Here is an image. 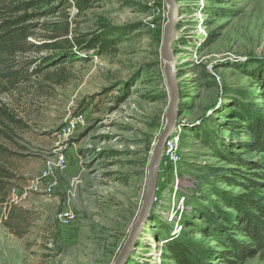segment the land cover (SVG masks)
<instances>
[{
  "label": "rangeland",
  "instance_id": "rangeland-1",
  "mask_svg": "<svg viewBox=\"0 0 264 264\" xmlns=\"http://www.w3.org/2000/svg\"><path fill=\"white\" fill-rule=\"evenodd\" d=\"M75 1L50 0L30 10L36 14L29 44L40 46L52 25L65 24L68 38L105 34L116 43L104 53L73 46L64 50L67 57L32 48L17 60L55 57L9 92L0 85V105L20 122L11 129L0 124L11 137L0 134L11 152L1 159L15 176L9 204L0 202V264H113L138 217L151 152L166 122V1L88 0L80 11ZM176 2L173 133L180 159L158 170L157 201L124 264H174L163 238L214 254L221 247L211 219L228 209L220 195L244 192L239 174L264 173V152L251 146L247 130L250 120L264 119V0ZM79 114L58 169L54 133ZM254 193L264 191L259 186ZM64 210L75 214L67 224L59 220Z\"/></svg>",
  "mask_w": 264,
  "mask_h": 264
},
{
  "label": "trees",
  "instance_id": "trees-1",
  "mask_svg": "<svg viewBox=\"0 0 264 264\" xmlns=\"http://www.w3.org/2000/svg\"><path fill=\"white\" fill-rule=\"evenodd\" d=\"M50 0H28L18 4H13L11 0H0V85L1 92L6 93L12 90L19 82L27 79L31 74L42 71L46 64L53 60V56H43L29 61H18L17 56L27 53L32 48L40 50H59L65 57L64 51L73 46L84 51H97L104 53L113 47L116 41L108 38L105 34H94L89 38L81 39L79 36L68 38V25L50 28L46 35L48 41L32 46L28 38L32 35L35 25L30 24V20L36 12H29ZM78 11L89 5L88 0H76ZM57 55V54H56ZM67 61V60H65ZM33 68L28 71V68ZM264 89V80L262 83ZM19 120L15 119L3 106L0 105V124L4 127L18 126ZM247 130L253 137L251 146L264 152V119L256 118L247 123ZM0 134L8 140L11 137L0 130ZM11 154L7 147L0 143V202L7 200L10 194L11 181L14 179L13 172L4 164L2 155ZM230 154V149H226L224 155ZM250 166V163L240 165ZM251 178L245 174H239L244 187V192L229 197L220 195V199L227 206V210L218 211L217 220L213 222V235L215 236L219 250L213 252L204 250L181 238H163L162 244L173 260L174 264H209L213 259H220L223 264H243L247 259L258 256L264 258V194H255L254 190L261 187L264 191V173L253 174ZM228 181L233 179L229 178ZM9 210L7 218H10ZM220 221V222H218ZM5 223L6 220H5ZM236 234L241 238H237Z\"/></svg>",
  "mask_w": 264,
  "mask_h": 264
},
{
  "label": "water",
  "instance_id": "water-1",
  "mask_svg": "<svg viewBox=\"0 0 264 264\" xmlns=\"http://www.w3.org/2000/svg\"><path fill=\"white\" fill-rule=\"evenodd\" d=\"M168 5L167 20L164 25L162 43H161V56L165 60L164 72L166 77V84L169 91V101L165 111L166 122L158 135V138L153 146L148 171L146 175V183L144 188V195L141 208L137 219L131 226L127 239L118 252L113 264H124L125 260L134 248L139 232L147 218L151 213V204L155 194V187L157 182V174L162 151L165 147L167 139L172 135L176 127L177 101L178 94L175 83V62L173 58L172 42L176 37V27L178 24V6L176 0H165Z\"/></svg>",
  "mask_w": 264,
  "mask_h": 264
},
{
  "label": "built area",
  "instance_id": "built-area-1",
  "mask_svg": "<svg viewBox=\"0 0 264 264\" xmlns=\"http://www.w3.org/2000/svg\"><path fill=\"white\" fill-rule=\"evenodd\" d=\"M82 120V115L79 114L77 116H75L73 119L69 120L66 124H64L63 126H61L55 133V139H56V143L55 145L56 148H54V152H56V162L55 165L58 169H63L65 167V155H64V151H63V147L67 146V142H68V138L70 137V135L72 134V132L74 131L76 125ZM178 136L175 135L174 133H172V135L167 139V142L165 144V147L162 151V155L160 158V162H159V167L158 170L160 171L161 168L166 167L167 165H172L175 166L176 163H178L180 156H179V152H178ZM45 176L48 175L46 172H44ZM177 181L175 183L174 191L173 193H175L178 189L177 186ZM48 188L47 191L51 190V186L53 185L51 181H49L47 183ZM158 190V187H155V191ZM15 192L14 188H11V192L10 194H13ZM9 194V195H10ZM9 197L7 198V200L4 202V205L9 204L8 201ZM157 201V196L156 193L154 194L153 197V202ZM11 203V200H10ZM75 217V214L70 211V210H64L61 211L59 214V220L63 223V224H67L70 221H72Z\"/></svg>",
  "mask_w": 264,
  "mask_h": 264
}]
</instances>
